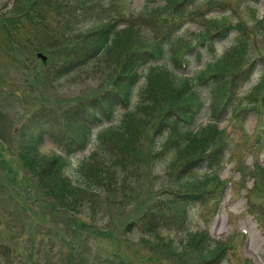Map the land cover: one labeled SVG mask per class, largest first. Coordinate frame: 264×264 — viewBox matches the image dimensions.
<instances>
[{
  "label": "rangeland",
  "instance_id": "1",
  "mask_svg": "<svg viewBox=\"0 0 264 264\" xmlns=\"http://www.w3.org/2000/svg\"><path fill=\"white\" fill-rule=\"evenodd\" d=\"M50 2L0 0V264H121L119 259L124 264H264V198L254 190L261 186L259 167L264 168V144L255 147L257 133L264 127V83L256 88L264 72V0H185L184 4L183 0H117L122 21L116 41L124 34L125 22L134 20L128 9L140 15L148 6L168 17L177 9L179 22L174 20L169 31L181 33L191 46L203 30L207 34L217 25L208 39L215 45L213 54L194 61L187 70H174L181 84L186 78L183 74L189 72L187 78L205 96V106L193 125L196 128L216 114L207 84L198 78L206 59L225 60L213 68L225 76L216 77L235 79L237 101L221 112L218 125L222 130L218 140L229 142L228 152L213 171L207 160L194 162L189 154L174 149L167 126L159 131L149 127L142 134L137 143L140 154L131 159L133 164L113 166L98 134L112 124L120 127L125 111L121 98L110 89L120 85L115 79L121 49L115 41L97 54L101 35L94 24L62 35L45 32L41 24H56L60 18L54 8L64 5L61 0ZM36 11L45 16L43 21L35 18ZM223 24L228 28L222 29ZM135 31L130 41L147 42L146 30ZM38 52L47 56L46 62ZM192 55L196 57V50ZM142 71L146 76L149 73L146 68ZM144 77L134 92L133 106ZM107 90L113 92L111 99L119 115L102 124L89 121L92 127L97 123L92 140L85 150L70 156L62 171L65 179L77 185L88 181V168L100 162L98 177L89 180L88 192L75 190L76 203L66 207L43 184L51 167L46 166L44 172L38 162L33 169L25 165L20 146L39 135L31 122L37 109L43 117L66 118L72 129V117ZM150 95L147 92L144 97ZM190 99L196 100L195 95ZM68 133L71 147L82 141ZM40 153L54 159L63 151L48 138ZM213 159L218 163L217 157ZM82 165L86 169L81 170ZM196 166L200 175L210 172L211 179L198 183L188 179ZM201 188L210 189L213 199L190 198ZM167 200L171 205L187 202L188 222L174 215L171 218L180 221L155 226L157 220L170 217L157 208L143 218L148 208ZM207 248L216 252L209 256Z\"/></svg>",
  "mask_w": 264,
  "mask_h": 264
},
{
  "label": "trees",
  "instance_id": "2",
  "mask_svg": "<svg viewBox=\"0 0 264 264\" xmlns=\"http://www.w3.org/2000/svg\"><path fill=\"white\" fill-rule=\"evenodd\" d=\"M42 1L47 5L51 3V0ZM61 1L64 5H58L54 8L56 12H58L60 19H58V21L56 20V24L51 27L49 24L43 25L42 23L41 26H43L45 32L51 34H56L57 32L59 35H62L64 32L85 29L86 25L94 24V26L99 28V30H96V33L98 34L100 32L101 35L96 42L99 53L104 51L107 47L109 48L111 43L116 41L118 35H114L118 31L117 26L120 11L117 0H91V2L90 0ZM112 4L115 6L110 7ZM37 5L38 1L33 3L32 7L34 8ZM33 10L34 9H31V11ZM129 13L130 15L133 14V12ZM173 14H179V12L175 9ZM34 15L40 22L45 19V16L38 15L37 11ZM174 20L179 22V19L160 16L147 7L140 15H135L133 21H126L127 27L123 30L124 34L115 42V45L117 44V47L119 45L121 49L119 65L116 71L117 77L115 79L116 84L120 85L111 86L110 89L116 92L123 102L127 105L132 102L135 86L143 76V74L139 72L140 68L149 66V73L147 76L145 75V81L142 84L143 87L141 88L139 99L134 107L123 113L120 127L116 128L115 125H113L102 130L98 135L101 140L100 144L103 146V151L113 166L133 164L131 159H133L134 155L139 156L140 154L137 143L142 134L149 127H154L155 131H159L163 126H167L169 138L172 137L174 140V149L189 154L192 156L194 162L207 160L209 162L208 169L216 164L213 157L219 159V154L225 147L223 140H218L221 131L216 123L208 122L205 125L199 126L198 129L191 127L198 118L204 106V102H201L196 97L193 86L187 79H185V82L180 86V84L175 81V75L172 73L171 69L173 67H181L182 64L187 65L190 62L191 49L203 44L201 40L210 38L213 34H204L202 39L199 40L201 42L198 41V43L191 46L190 42L187 41L186 37L181 33H178L176 30L173 32L169 31V25H171ZM227 25L228 24L222 25V29H227ZM6 26L8 27V23H6ZM138 29L147 31V42L138 44L135 40L130 41L129 38L136 32L135 30ZM212 50L214 49H207L206 52L211 53ZM230 58L231 57H229V59ZM200 59L199 57L198 60ZM222 62H225V60H219L217 58L208 59L206 68L201 70L198 75L199 80L203 78L206 80V88L209 92V97H211V104L215 111L220 114L222 111H225L230 104L236 101L234 95L235 79H220L216 76H225L224 72L213 70L214 67H218ZM207 72H209V74L204 77ZM262 83H264V72L262 73V80L256 85V88ZM108 90L98 97V101L96 98H91L90 104L86 106V110L89 111L87 112L89 114L88 116L81 113L72 117V129H69L68 125L64 122L66 119L65 116V119L61 116L54 117L51 114H48L47 117H43V114L38 111L31 122L32 125L38 129L37 133L39 135H36V138L30 139V142L27 141V143H22V146H20V155H24L27 160L24 161L21 159L25 165L30 164L32 168L34 167V163L38 162L39 167H42L44 172L47 170L46 166L51 167L49 177L43 184L46 185L48 194L58 198L66 207L69 204L76 203L73 199L77 195L75 190L78 189L83 192L89 191L92 186L89 180L98 177L100 162L95 163L94 165L97 164L96 166L92 165L88 168V181H81V184L75 185L65 179L66 177L62 174V168L67 163V160L60 155L54 159L42 157L43 155L40 153V144L47 138H52L57 145L68 154L75 153L77 150L84 148L92 128L89 121L97 119L98 122H101L104 120L103 116H113L117 111L116 108L113 107L114 103L110 95L113 94V92ZM147 92L151 93L149 98L144 97ZM157 93L160 94V97ZM191 94L195 95L196 100L190 99ZM101 97L102 102L100 101ZM158 106L160 110H156ZM31 122L28 125L29 127H31ZM62 122H64L68 128L67 132ZM68 132H71L76 138H81L83 142L79 141L80 146L71 147L69 142L71 136ZM107 132H109V137L106 135ZM136 148L137 150H135ZM28 161L30 162L28 163ZM55 165L57 169H53ZM85 167L86 165H82L80 169L84 170ZM259 168L261 171L259 175L261 186H258L254 190L259 191L264 198V187L262 186L264 184V169L261 167ZM197 169V166L192 168L194 173L192 177L188 179H192L195 182L199 180L207 182L211 179L210 172L200 175V171ZM103 181L107 182L105 180ZM42 182H44V180ZM224 183L226 182L224 181ZM195 190V194H190L191 199L195 201L197 199H203L205 201L213 199L210 189L206 190L201 188ZM175 201L177 200L173 202ZM184 201L185 200H180V202L173 205H171L168 200L163 202L165 204H161L160 201V203H156L148 208L143 218H147L150 212H154L158 209L159 211L166 210L170 214V217L157 220L155 226L161 222L165 223L170 221L171 223H176L180 221L171 218V216L174 215H182L183 220H187L189 208L186 206L187 202ZM205 252L210 256L216 251L212 248H207ZM122 262L123 261H121V263Z\"/></svg>",
  "mask_w": 264,
  "mask_h": 264
},
{
  "label": "water",
  "instance_id": "3",
  "mask_svg": "<svg viewBox=\"0 0 264 264\" xmlns=\"http://www.w3.org/2000/svg\"><path fill=\"white\" fill-rule=\"evenodd\" d=\"M39 55H42L41 53ZM44 59H46V57L44 56Z\"/></svg>",
  "mask_w": 264,
  "mask_h": 264
}]
</instances>
